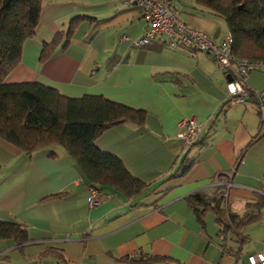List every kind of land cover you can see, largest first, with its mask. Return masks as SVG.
I'll list each match as a JSON object with an SVG mask.
<instances>
[{"label":"crops","instance_id":"1","mask_svg":"<svg viewBox=\"0 0 264 264\" xmlns=\"http://www.w3.org/2000/svg\"><path fill=\"white\" fill-rule=\"evenodd\" d=\"M171 3L188 26L216 40L229 34L194 0ZM142 12L121 0H41L36 28L5 81L143 109L142 124H114L95 145L145 187L126 197L105 185L100 203L90 207V184L62 146L27 155L0 138V220L27 232L24 242L0 239V264H247V255L264 247V133L253 140L261 124L255 97L232 103L227 78L208 53L170 47L162 34L135 46L146 28ZM58 31L60 42L39 61L43 43ZM245 81L264 98V68ZM184 117L202 123L186 149L177 136ZM224 181L221 207L241 215L263 199L256 219L223 228L213 206L194 210L189 195H213Z\"/></svg>","mask_w":264,"mask_h":264},{"label":"trees","instance_id":"2","mask_svg":"<svg viewBox=\"0 0 264 264\" xmlns=\"http://www.w3.org/2000/svg\"><path fill=\"white\" fill-rule=\"evenodd\" d=\"M194 1L225 22L232 39L231 51L236 57L264 61V0ZM40 9L41 0H0V138L27 155L52 144L60 145L91 186L98 190L111 186L126 197L139 194L145 184L130 174L116 155L99 149L95 139L114 124H142L143 109L102 95L69 97L39 82L5 81L20 60L23 42L36 28ZM71 32L72 23L65 32L62 47L66 46ZM63 34L58 31L51 41L43 43L39 61L48 58ZM263 133L264 117L253 140ZM224 183L213 195L197 191L187 200L195 211H199L197 205L213 206L223 228L231 225L237 228L241 223L256 219L263 199L248 203L250 211L241 215L229 212L220 204L226 198V181ZM5 238L24 242L27 232L18 222L0 220V239Z\"/></svg>","mask_w":264,"mask_h":264},{"label":"built area","instance_id":"3","mask_svg":"<svg viewBox=\"0 0 264 264\" xmlns=\"http://www.w3.org/2000/svg\"><path fill=\"white\" fill-rule=\"evenodd\" d=\"M127 5L138 3L143 9L146 28L142 36L133 41L135 46H145L157 35H164L165 43L170 47H184L195 51L208 53L215 61L217 68L227 80L229 100L243 103L252 93L258 105L261 119L264 117V98L256 91L249 89L245 77L257 68H264V61L249 60L236 57L231 51L232 39L229 34L216 40L206 32L188 26L179 19L177 9L171 0H121ZM127 39V36H123ZM177 133L184 149L192 146L202 128V123L195 117H184L178 122ZM87 203L90 207L98 205L101 193L96 187L89 185ZM226 197V193H224ZM247 264H264V247L246 257Z\"/></svg>","mask_w":264,"mask_h":264},{"label":"water","instance_id":"4","mask_svg":"<svg viewBox=\"0 0 264 264\" xmlns=\"http://www.w3.org/2000/svg\"><path fill=\"white\" fill-rule=\"evenodd\" d=\"M227 80H231V77L229 75H226Z\"/></svg>","mask_w":264,"mask_h":264},{"label":"rangeland","instance_id":"5","mask_svg":"<svg viewBox=\"0 0 264 264\" xmlns=\"http://www.w3.org/2000/svg\"><path fill=\"white\" fill-rule=\"evenodd\" d=\"M176 3L180 4L179 2H176Z\"/></svg>","mask_w":264,"mask_h":264}]
</instances>
